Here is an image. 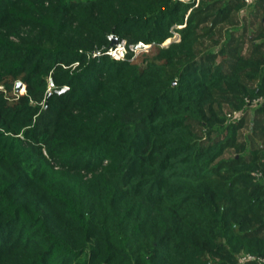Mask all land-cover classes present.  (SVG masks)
Wrapping results in <instances>:
<instances>
[{
	"label": "trees",
	"instance_id": "1",
	"mask_svg": "<svg viewBox=\"0 0 264 264\" xmlns=\"http://www.w3.org/2000/svg\"><path fill=\"white\" fill-rule=\"evenodd\" d=\"M195 4L0 0V264H262L239 255L264 258V102L247 151L216 105L264 94V31L204 49L197 16L245 3Z\"/></svg>",
	"mask_w": 264,
	"mask_h": 264
},
{
	"label": "rangeland",
	"instance_id": "2",
	"mask_svg": "<svg viewBox=\"0 0 264 264\" xmlns=\"http://www.w3.org/2000/svg\"><path fill=\"white\" fill-rule=\"evenodd\" d=\"M183 2H189L190 0H181ZM202 0H196V4L191 8L192 10H196L199 8V2ZM211 1V0H210ZM224 2L227 0H223ZM263 4V3H262ZM203 7H206V3L203 4ZM218 8L220 7L217 6ZM256 7H259V10H257ZM214 11V12H213ZM216 10H210L208 12V17L205 15H198V18H203L204 16V22H202L200 24V28L199 31L200 33L203 35V38H201L200 40V45L202 47H205L204 49H208L210 48L209 46H214L217 47L219 46L218 44H216V41L219 40L221 42H223V39L225 36H227V34L230 32L231 34H236V36H238V33L240 34L241 39H244V43H242V45H240V49H242L243 46H245V49L243 47V49L245 50V52H249L251 49H253V45L251 43V41L248 39V35H254L255 37L260 33L261 30L264 31V4L261 5L260 3H258V0H254V2L250 5H243L241 6V9H238L236 11H233V13L231 14V16L222 21L223 16L225 15L223 14H219L217 16H215L216 18H218V21H222V22H217V24L213 27H210L211 21L213 19V17H210V15H212V13H216ZM202 20V19H199ZM184 25H179L180 27H183ZM235 26V27H234ZM213 28V29H212ZM238 28L241 29L242 32L238 31ZM176 28L173 29V35L171 37H169L167 40H165L163 43H161V47H168L170 45V43L172 42H178L181 39V34L180 32L175 30ZM18 34L22 37H30L31 39H35L37 40L39 34H38V29L35 28L34 26L31 25H24V27L19 28V30H17ZM111 36H116L111 34ZM216 40V41H214ZM264 40V39H263ZM258 41V40H257ZM112 42V40H111ZM120 42H124L125 44V49H127V45H126V40H119ZM143 42L140 39L134 43L131 46V49L134 52L135 56H140L143 54H147V53H151L152 48H144L142 46L143 49L145 50H140L134 47L135 44ZM144 44H146L145 42H143ZM118 44V43H117ZM116 44V45H117ZM149 45V44H146ZM112 45L110 44L107 48H106V53L108 51L109 48H111ZM264 48V47H263ZM262 48V49H263ZM100 49V48H97ZM97 49H94L97 51ZM231 49H227V53L224 55L223 59L220 61V59H218V62L220 61L221 64H228V62L230 61V59L232 58V51H230ZM108 54V53H107ZM128 54V49H127V53L125 51V55L124 57L121 58H116L117 60H124L127 57ZM94 56L98 55V51L93 53ZM109 55V54H108ZM110 57H112L113 59H115L113 56L109 55ZM115 59V60H116ZM26 89L23 87L21 90V93H25ZM264 95V94H263ZM257 96H261V95H257ZM254 96V97H257ZM246 97L249 98H254L252 96H244V100L246 99ZM226 101V99H225ZM218 111L224 116L225 118L230 121V120H242L243 122V126L242 128H240L237 132V137H238V144L239 143H244L246 144L245 149L250 150L255 149L256 147H259V145H261L262 143V137L260 136H255L254 135V131L257 128V125L259 123L258 119V114H256L257 112H255V109L259 106H249L247 105V102L245 100L244 104L242 106L237 107L235 104H232L231 101H226L223 102L222 104H217L216 105ZM239 110H243V116L238 118V119H233V118H229L228 117V113H232L233 111H239ZM256 115V116H255ZM257 117V118H256ZM261 121V120H260ZM257 130L259 131V128H257ZM237 151V149L235 148H229L227 149V151L225 152V157H229L233 154H235ZM241 254H244L243 252Z\"/></svg>",
	"mask_w": 264,
	"mask_h": 264
},
{
	"label": "built area",
	"instance_id": "3",
	"mask_svg": "<svg viewBox=\"0 0 264 264\" xmlns=\"http://www.w3.org/2000/svg\"><path fill=\"white\" fill-rule=\"evenodd\" d=\"M243 1L246 5H250L254 2V0H243ZM140 43H142V46L144 48H149L151 46L150 44L146 45L143 42H140ZM142 46L137 47V49L145 50L142 48ZM125 51L127 53V49H125L124 42H120L117 45H115V47L109 48L107 53L116 59V58L124 57ZM245 100L247 102V105H249V106L250 105L251 106H260L264 102V95L262 94L261 96H257L254 98L246 97ZM243 115H244L243 110L233 111L232 113L231 112L228 113V117L233 118V119H238V118L242 117ZM239 259H240V262H247L248 260H257V261L261 262L262 264H264V258L258 257L257 255L249 253V252L244 253V254H240Z\"/></svg>",
	"mask_w": 264,
	"mask_h": 264
},
{
	"label": "water",
	"instance_id": "4",
	"mask_svg": "<svg viewBox=\"0 0 264 264\" xmlns=\"http://www.w3.org/2000/svg\"><path fill=\"white\" fill-rule=\"evenodd\" d=\"M111 40H112V42H111L112 47H115V45L117 43H119V38L117 36H111ZM141 46H142V43H137V44L134 45L135 48L141 47ZM51 86H54V83H53L52 79H51ZM23 87H24V85L22 84V82L19 81V82H17V84L15 86V89H16V91L21 92ZM63 90H64V88H62V90H59V92H62ZM50 93H51V91L48 92V95Z\"/></svg>",
	"mask_w": 264,
	"mask_h": 264
},
{
	"label": "crops",
	"instance_id": "5",
	"mask_svg": "<svg viewBox=\"0 0 264 264\" xmlns=\"http://www.w3.org/2000/svg\"><path fill=\"white\" fill-rule=\"evenodd\" d=\"M252 36V35H251Z\"/></svg>",
	"mask_w": 264,
	"mask_h": 264
}]
</instances>
